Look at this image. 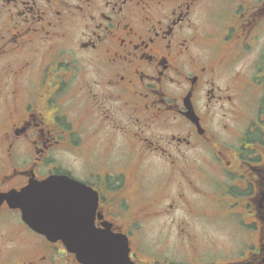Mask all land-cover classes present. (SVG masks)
Here are the masks:
<instances>
[{"label": "flooded vegetation", "instance_id": "flooded-vegetation-1", "mask_svg": "<svg viewBox=\"0 0 264 264\" xmlns=\"http://www.w3.org/2000/svg\"><path fill=\"white\" fill-rule=\"evenodd\" d=\"M62 174L133 264H264V0H0V192ZM0 264L84 263L4 202Z\"/></svg>", "mask_w": 264, "mask_h": 264}, {"label": "water", "instance_id": "water-1", "mask_svg": "<svg viewBox=\"0 0 264 264\" xmlns=\"http://www.w3.org/2000/svg\"><path fill=\"white\" fill-rule=\"evenodd\" d=\"M88 190L68 175H53L21 191L0 192V206L7 201L21 209L33 229L51 240L62 239L85 264H129L127 238L94 228L90 207L97 200Z\"/></svg>", "mask_w": 264, "mask_h": 264}, {"label": "rangeland", "instance_id": "rangeland-1", "mask_svg": "<svg viewBox=\"0 0 264 264\" xmlns=\"http://www.w3.org/2000/svg\"><path fill=\"white\" fill-rule=\"evenodd\" d=\"M233 236H234V234H230V233H228V232L225 230V236L223 235V237L221 238V239H224V238L226 239V244H227V246H226V247H227V250H226V251H227V253H228V251L230 250V248H229V246H228V245L230 244L229 239H230V238H233Z\"/></svg>", "mask_w": 264, "mask_h": 264}]
</instances>
